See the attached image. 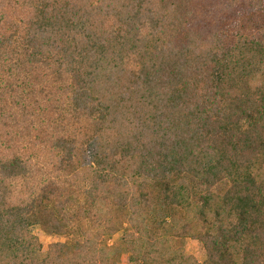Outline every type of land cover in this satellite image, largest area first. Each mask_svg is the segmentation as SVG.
Here are the masks:
<instances>
[{
    "label": "trees",
    "instance_id": "trees-1",
    "mask_svg": "<svg viewBox=\"0 0 264 264\" xmlns=\"http://www.w3.org/2000/svg\"><path fill=\"white\" fill-rule=\"evenodd\" d=\"M183 24L167 0H0V264H264V31ZM33 223L70 239L38 259Z\"/></svg>",
    "mask_w": 264,
    "mask_h": 264
},
{
    "label": "rangeland",
    "instance_id": "rangeland-1",
    "mask_svg": "<svg viewBox=\"0 0 264 264\" xmlns=\"http://www.w3.org/2000/svg\"><path fill=\"white\" fill-rule=\"evenodd\" d=\"M176 4V11L180 15L183 25L193 27L202 22L213 24L221 18L225 21V42L228 48L243 47L250 40H256L264 31V0H167ZM263 1V2H260ZM256 2L258 8L255 14L239 16V9L251 8ZM211 3V4H210ZM224 4H231L232 9L224 8ZM221 9V10H220ZM31 234L37 237L42 248L36 252L38 259L46 256L47 248L51 244L66 243L70 238L66 236L51 235L44 232L39 225L33 223L30 227ZM122 237V232L117 233L108 245L113 246ZM182 249L185 254L191 255L198 262L205 259L203 246L192 239L182 241ZM128 255L120 251L118 254L119 264H127Z\"/></svg>",
    "mask_w": 264,
    "mask_h": 264
}]
</instances>
